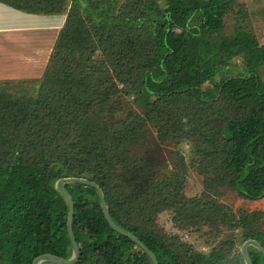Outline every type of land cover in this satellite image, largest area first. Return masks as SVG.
Segmentation results:
<instances>
[{"label": "trees", "instance_id": "trees-1", "mask_svg": "<svg viewBox=\"0 0 264 264\" xmlns=\"http://www.w3.org/2000/svg\"><path fill=\"white\" fill-rule=\"evenodd\" d=\"M160 1L0 0L27 14L66 15L36 94H0V264L72 257L69 207L56 188L66 177L95 182L114 221L159 264H245L238 240L264 248L260 214L239 217L214 200L209 222L240 235L208 254L140 224L195 202L183 195L184 176H165L145 161L150 129L163 141L192 143L216 189L264 198V46L249 31L220 37L236 0ZM233 58L246 70L215 82L217 66ZM130 97L141 100L142 113L123 112ZM66 188L75 203L77 264H152L110 227L94 188ZM249 253L264 264L256 248Z\"/></svg>", "mask_w": 264, "mask_h": 264}, {"label": "rangeland", "instance_id": "rangeland-1", "mask_svg": "<svg viewBox=\"0 0 264 264\" xmlns=\"http://www.w3.org/2000/svg\"><path fill=\"white\" fill-rule=\"evenodd\" d=\"M160 2L163 3L162 0ZM161 9L160 7L158 10ZM64 16L59 15L65 19L66 16ZM173 16L174 21L179 26H183L177 14ZM155 19H157L159 27L164 26L161 17L157 16ZM241 30L253 33L260 44L264 46V0H236L234 8L225 18V25L220 37L232 38ZM171 33V36L175 35L177 33L176 28L172 27ZM52 41L53 39L47 48L43 46L36 50L41 55L36 53L37 56L34 61L30 58L33 53L31 51L26 55L27 58L20 60V62L12 59L7 62L5 68L14 71L19 67V70L18 72H7L0 78V94H7L11 98L36 94L47 70L49 58L46 55L51 56L55 46V42L53 41V44ZM6 52L9 51L4 49L0 54L1 66L3 62L9 59ZM245 70L243 60L233 58L217 66L215 82L220 81L221 77L242 74ZM259 74L264 79V66L260 68ZM213 87L214 83L209 82L203 86V90L209 92ZM127 102L128 106L123 112H143L144 104L138 98L130 97ZM141 154L144 155L145 161L150 162V167H154L151 170L154 169L155 172H160L165 176L174 175L176 178L184 176L183 195L188 201H195L189 207H182L184 205L180 204L183 209L179 212L171 209L158 214L154 222H140L145 229L159 232L168 237L176 246L185 244L199 253L208 254L214 249H223L225 243L236 240L235 237L237 238L240 232L231 231L221 224L218 225L217 221L209 222L210 211L208 207H211V200H214L216 203L230 208L232 213L239 217L243 213L260 214L259 229L264 232V198L250 201L241 198L236 192L226 187L216 189L213 180L209 179L210 176L206 174L207 169L192 143L176 140L163 141L157 130L150 129L149 145ZM183 169H185L184 173L181 172ZM199 202L203 204L200 207H198ZM204 204L208 206H204ZM243 244L241 239L238 240L235 250L241 248ZM42 264L52 263L44 262Z\"/></svg>", "mask_w": 264, "mask_h": 264}, {"label": "crops", "instance_id": "crops-1", "mask_svg": "<svg viewBox=\"0 0 264 264\" xmlns=\"http://www.w3.org/2000/svg\"><path fill=\"white\" fill-rule=\"evenodd\" d=\"M65 20L66 18L59 15L27 14L0 2V54L4 49L10 52H6L9 59L3 62L2 66L0 64V78L7 72H18L19 67L14 71L5 68L9 60L20 62L33 51L30 58L34 61L37 49L43 46L47 48L51 39L56 43ZM47 56L50 58V55L47 54Z\"/></svg>", "mask_w": 264, "mask_h": 264}, {"label": "water", "instance_id": "water-1", "mask_svg": "<svg viewBox=\"0 0 264 264\" xmlns=\"http://www.w3.org/2000/svg\"><path fill=\"white\" fill-rule=\"evenodd\" d=\"M67 184H80L83 186L94 188L98 193V196L101 201L102 212L104 214L106 221L110 225V227L116 233L131 239L137 245V247H139L148 256L152 264H159L157 257L152 252V250L148 248V246H146L134 234L123 229L114 221V219L111 216L108 204L106 202V198H105V194L103 190L93 181H90L85 178H76V177L62 178L58 180L56 183L57 190L60 192L62 197L66 200V202L68 203V207H69L68 231H69V236L71 239L72 250H73L72 257L69 259H64V258H60L54 255L45 254V255H41L37 257L34 260L33 264H42L44 262H50L53 264H77L80 261V258H81L80 247H79V244L77 242V239H76V236L73 230V223H74V217H75V203H74V200L71 194L66 188ZM250 247L256 248L262 255H264V248L261 246L259 242H257L256 240H248L241 247V253L243 255L245 264H253L250 253H249Z\"/></svg>", "mask_w": 264, "mask_h": 264}]
</instances>
